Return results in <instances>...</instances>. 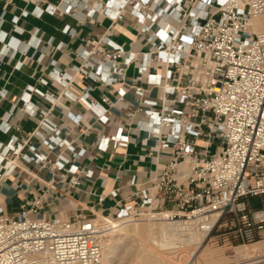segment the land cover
Wrapping results in <instances>:
<instances>
[{"label":"built area","instance_id":"built-area-1","mask_svg":"<svg viewBox=\"0 0 264 264\" xmlns=\"http://www.w3.org/2000/svg\"><path fill=\"white\" fill-rule=\"evenodd\" d=\"M63 1L36 4L33 12H100L114 20L129 9L145 44L155 47L154 55L143 52L140 70L154 60L165 68L164 76L151 75L163 94L160 102L151 101L139 127L156 138L153 153L168 151L171 159L109 219L159 220L166 214L206 235L223 224L233 226V241L264 240V0ZM258 17L261 27L254 23ZM90 41L85 65L75 69L105 83L123 80L135 54L107 33ZM136 92L141 95L142 86ZM118 137L128 142L127 135ZM22 146L9 145L16 153ZM41 201L35 197L17 215L0 207V264H101L109 222L96 214L39 217Z\"/></svg>","mask_w":264,"mask_h":264},{"label":"crops","instance_id":"crops-1","mask_svg":"<svg viewBox=\"0 0 264 264\" xmlns=\"http://www.w3.org/2000/svg\"><path fill=\"white\" fill-rule=\"evenodd\" d=\"M63 2L0 0V207L17 215L41 196L39 217L114 216L171 159L168 151L153 153L156 138L139 127L163 94L151 75L164 76L165 68L154 60L140 70L143 52L154 55L155 47L145 44L129 9L114 20L100 12H33L36 4ZM106 33L136 56L113 83L75 69L85 65L90 40ZM120 135L128 136L126 144Z\"/></svg>","mask_w":264,"mask_h":264},{"label":"rangeland","instance_id":"rangeland-1","mask_svg":"<svg viewBox=\"0 0 264 264\" xmlns=\"http://www.w3.org/2000/svg\"><path fill=\"white\" fill-rule=\"evenodd\" d=\"M252 204L253 206H259L260 205V198L259 197H253L252 198ZM105 222L109 221L110 225H112V222H114L112 227V230L110 229L111 233L108 235L105 246L109 243L113 244L115 240L118 239V237L121 235V238L124 240L126 238V235L130 238H132L133 234H130L131 231L123 229V225L129 227V225H132L131 223H139V224H145L148 222H156L155 225H158L159 221L163 219H157V220H132V221H115L110 220L108 216H101ZM122 223V224H121ZM118 225V226H117ZM122 226V227H121ZM110 227V228H111ZM158 227V226H157ZM233 226H225L220 225L216 226L213 232L209 234H202V239L200 242H184V244H181L176 249L171 250H159V248L154 245L148 243L150 248L155 253H159L162 258H165L160 262V264H244L249 261H254L255 259H262L264 258V240L258 241L259 243L257 245H254L256 242L243 244L241 242L233 241L231 238L232 235V228ZM121 228V229H120ZM125 230V231H124ZM155 233L159 234L158 231ZM127 231V232H126ZM122 232H126L125 235L120 234ZM185 234H180L178 236L179 238H189L190 236V230L183 231ZM129 233V234H128ZM246 246V247H245ZM259 246V247H258ZM240 247V248H239ZM256 247V249L252 250L250 248ZM258 247V248H257ZM243 250H240L242 249ZM247 248V249H244ZM249 248V249H248ZM246 250L248 251V254H246ZM163 251V252H162ZM120 256L125 255L123 257H120L117 261H115L113 264L121 262L122 260L125 261L126 264H134L133 258L131 259V256L128 254L127 250L122 251L118 250ZM126 254H125V253ZM244 252V253H243ZM136 264H143V258L138 257ZM213 259V260H212ZM253 259V260H252ZM218 262V263H217ZM263 263V262H261ZM159 264V263H158Z\"/></svg>","mask_w":264,"mask_h":264},{"label":"bare ground","instance_id":"bare-ground-1","mask_svg":"<svg viewBox=\"0 0 264 264\" xmlns=\"http://www.w3.org/2000/svg\"><path fill=\"white\" fill-rule=\"evenodd\" d=\"M262 22H263L262 17H258L254 19V23L257 24L259 27L262 26ZM162 219L163 220L158 222L159 223L158 225H155L156 222L155 223L148 222L145 224H139V223L134 222V223H131L132 225H129V227L125 225H123V227L121 226L123 229L131 231L130 234H133L132 238L126 235V238L123 240L120 235L113 244L111 243L107 244L104 247V256H103V261L101 264H113L120 257L125 258L124 257L125 255L120 256L118 252L119 249L122 251L127 250L128 254L131 256V259L133 258L134 264L137 263V259H139L138 257L143 258V261H144L143 264H158V263L160 264V262L165 258H162L163 256H161L159 253L153 252V250L150 248L148 243L156 245L159 248V250L161 249V250L166 251V250L178 248L181 244H184L185 240L188 243L193 242V241L194 242L201 241L202 234H204V232L195 229L191 225L185 224V222L171 221L167 219L166 214L163 215ZM108 222L109 221H107V223ZM113 223L114 222H112V225L110 226L114 227L113 225L115 223L114 224ZM156 228H157L156 231H158L159 234L155 233ZM185 230H190V235H189L190 237L187 239L182 238V237L179 238L178 236H180L181 233L185 234L183 232ZM125 233L122 232L120 234L125 235ZM258 243L259 242L256 241L254 245H257ZM244 249H247V248H244ZM250 249L254 250L256 249V247H253ZM240 250H243V248ZM248 251L246 250V254H248ZM115 264H126V263L124 260H122L121 262H118ZM244 264H264V258L257 259V260L255 259L254 261L248 260V262Z\"/></svg>","mask_w":264,"mask_h":264}]
</instances>
